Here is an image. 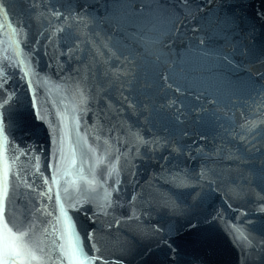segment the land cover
Instances as JSON below:
<instances>
[{
	"label": "water",
	"instance_id": "water-1",
	"mask_svg": "<svg viewBox=\"0 0 264 264\" xmlns=\"http://www.w3.org/2000/svg\"><path fill=\"white\" fill-rule=\"evenodd\" d=\"M0 5L15 264H264V0Z\"/></svg>",
	"mask_w": 264,
	"mask_h": 264
},
{
	"label": "snow or ice",
	"instance_id": "snow-or-ice-1",
	"mask_svg": "<svg viewBox=\"0 0 264 264\" xmlns=\"http://www.w3.org/2000/svg\"><path fill=\"white\" fill-rule=\"evenodd\" d=\"M0 10H2V5H0ZM54 15L59 18L62 13L56 12ZM6 16V13H5ZM13 33H16V29H12ZM17 49H19V41H17ZM19 51L17 52V55H19ZM19 64L23 65L24 60L21 59L19 61ZM23 78V77H22ZM7 77L5 76L3 79H0V87H2V84L6 82ZM14 93H7V95L3 98H0V156L3 155V151L9 147L7 144V134H6V124L4 120V109L7 105L10 104ZM138 136V134H135ZM105 144H107V141H105ZM13 161L17 159L15 155L12 157ZM120 157L117 155L115 157V162L118 163ZM38 160V158H37ZM101 161L103 162V158H101ZM5 168H4V174H3V188H2V197L6 198L8 194V188H7V180H8V167H7V158L4 159ZM73 164H75V160H73ZM38 170V165H37ZM110 174H118V168L115 166L112 167ZM45 183L47 184V178H45ZM52 183L55 185L58 183L56 179V174H52ZM31 187V186H30ZM53 188L51 186L48 187V193H52ZM67 192V189H65V193ZM60 198V192H56V200H59ZM48 199L52 200V195H48ZM106 204L103 205V208L106 209L108 207H111V199L110 194L105 196ZM3 199L0 198V213L3 211ZM70 207H75V205H70ZM45 211H47L45 209ZM63 215L66 216V211H63ZM48 215H52V213H47ZM56 222L59 223V217L56 218ZM4 234L2 237H0V264H10V261L12 264H15L17 260H22L25 258V249L27 245L23 242V234L17 236L15 233L12 232L11 228L7 227V224H4ZM47 231V229H45ZM53 231H55V228H53ZM234 234L236 236V239L238 241H243L247 244H251V241L249 240L248 236L244 233V231L240 228H234ZM63 239V237H61ZM91 239V237H89ZM59 251L62 253L61 259L67 257L68 260L75 261L79 260V264H85V261H87V264H93L92 260H90L80 248H78L75 244L72 243L71 240V234L69 235V245L68 249L65 250L64 245L59 246ZM29 259H36L34 254L29 253L28 256Z\"/></svg>",
	"mask_w": 264,
	"mask_h": 264
}]
</instances>
